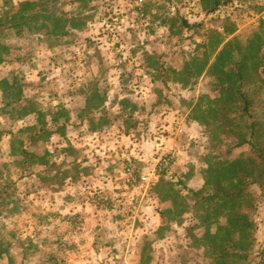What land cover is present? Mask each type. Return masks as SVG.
I'll use <instances>...</instances> for the list:
<instances>
[{"label": "rangeland", "instance_id": "1", "mask_svg": "<svg viewBox=\"0 0 264 264\" xmlns=\"http://www.w3.org/2000/svg\"><path fill=\"white\" fill-rule=\"evenodd\" d=\"M147 1L148 13L141 15L137 8L142 6L131 0H93L94 21L52 49L39 44L35 35L10 36L15 49L0 66V251L7 254L0 264H203L201 250L188 248L191 215L184 214L179 225L161 212L175 204L174 212H180L188 202L189 191L179 182L192 188L203 184L199 173L206 167L210 144L191 110L207 86L204 79L192 90L152 82L157 72L147 67L145 57L155 60L159 55L180 68L194 40L222 33L226 26L243 39L257 31L264 41V0H233L212 15L203 11L201 0ZM76 6L64 8L71 12ZM3 79H16L25 103L36 110L48 112L60 105L71 112L66 138L54 135L30 147L46 157L47 166H28L18 157L21 143L28 140V133L20 130L37 121L34 116L17 120L11 108L2 110ZM95 89L106 98L109 113H119L118 103L129 94L135 107L125 111L126 118L131 127L135 118L137 127L127 129L121 122L101 126L107 120L99 118L92 125L79 120ZM172 136H178L176 145L168 138ZM69 145L73 153L65 150ZM169 154L177 165L164 179L180 193L163 202L155 190L160 178L153 172ZM129 164L148 173L146 182L130 181ZM171 189L164 186L160 193ZM255 221L260 245L264 201ZM167 225L169 229L159 231ZM256 251L253 264L261 261Z\"/></svg>", "mask_w": 264, "mask_h": 264}, {"label": "trees", "instance_id": "2", "mask_svg": "<svg viewBox=\"0 0 264 264\" xmlns=\"http://www.w3.org/2000/svg\"><path fill=\"white\" fill-rule=\"evenodd\" d=\"M92 1L4 0L0 11V66L9 62L15 49L9 44L13 32L16 36L35 35L38 43L47 49L65 45L64 39L86 30L94 21ZM232 1L201 0V6L206 15H212ZM69 4L77 6L68 12L64 7ZM224 30L213 31L200 42L194 40V48L185 55L180 68L169 66L159 55L155 60L145 57L147 67L157 72L152 82H160L163 87L173 83L192 90L204 79L207 86L191 110L192 120L205 129L210 144V153L204 157L206 167L199 173L203 184L192 188L186 182H179L189 191L188 202L182 204L180 212H174L175 204L174 208L162 211L161 217L183 225L184 214L191 215L186 228V239L191 241L188 248L201 250L203 264H253L251 257L255 249L261 259L259 264H264V243L257 245L255 238V216L264 201V41L257 31L243 39L233 26H226ZM1 85L5 95L2 110L11 108L17 120L34 116L37 121L20 130L28 133V140L21 143L18 157L29 163L28 166H47L46 157L30 147L49 141L54 135L66 138L71 112L60 105L48 112L36 110L31 103L27 105V97L16 79L12 82L3 79ZM106 102L95 89L87 96L81 111L84 115L79 120L92 125L99 118L107 120L101 126L121 122L127 129L137 127L135 118L132 127L126 118L125 111L135 107L129 94L118 103L119 113H109ZM132 111L135 109L130 115ZM72 149L69 145L65 150L73 153ZM176 163L156 175L160 180L155 190L163 202L172 195L179 196L180 191L174 190L173 182L164 179ZM164 186H172L171 196L160 193ZM164 229L169 226L159 231ZM4 255L6 252L0 251V257Z\"/></svg>", "mask_w": 264, "mask_h": 264}, {"label": "built area", "instance_id": "3", "mask_svg": "<svg viewBox=\"0 0 264 264\" xmlns=\"http://www.w3.org/2000/svg\"><path fill=\"white\" fill-rule=\"evenodd\" d=\"M144 0H138L139 5H142ZM176 163V158L173 155L163 156L156 165L155 171L153 172L156 176L159 172H164L168 167H172ZM126 173L130 175V181L136 183L138 180L140 182H146L147 174L142 170H136L134 166H129L126 170ZM145 173V174H144ZM149 176V175H148ZM151 179V178H150Z\"/></svg>", "mask_w": 264, "mask_h": 264}, {"label": "crops", "instance_id": "4", "mask_svg": "<svg viewBox=\"0 0 264 264\" xmlns=\"http://www.w3.org/2000/svg\"><path fill=\"white\" fill-rule=\"evenodd\" d=\"M131 2H134L135 3V5H138V6H140L139 5V3H138V0H131ZM147 0H144V2L142 3V7H144L142 10L140 9V8H137L138 10H139V13L141 14V15H146L147 13H148V10L147 9H145L146 7H147ZM160 25V24H159ZM160 27H161V25H160ZM174 122V121H173ZM166 123H164V124H161V127H166ZM173 124H170L169 125V128H171V126H172ZM178 125V124H177ZM175 135V134H174ZM179 135V134H178ZM162 137V136H161ZM178 136H172V137H168V138H170V141H173V145H176V142H175V140H176V138H177ZM174 138V139H173ZM161 140V139H160ZM172 147V146H171ZM167 150V149H166ZM168 153H170V152H168Z\"/></svg>", "mask_w": 264, "mask_h": 264}]
</instances>
